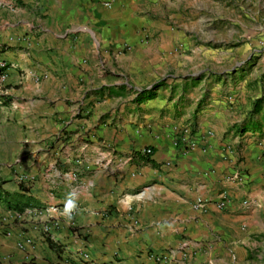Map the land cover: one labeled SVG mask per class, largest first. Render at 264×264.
<instances>
[{"label":"crops","instance_id":"0c3cea01","mask_svg":"<svg viewBox=\"0 0 264 264\" xmlns=\"http://www.w3.org/2000/svg\"><path fill=\"white\" fill-rule=\"evenodd\" d=\"M174 6L0 0V264H157L169 249L168 264H264L256 97L214 45L218 16ZM201 37L213 47L190 50ZM27 207L37 215L13 220Z\"/></svg>","mask_w":264,"mask_h":264},{"label":"rangeland","instance_id":"374dc122","mask_svg":"<svg viewBox=\"0 0 264 264\" xmlns=\"http://www.w3.org/2000/svg\"><path fill=\"white\" fill-rule=\"evenodd\" d=\"M171 1L175 4V10L181 12L183 9L186 10L187 13L183 12L182 14L189 17L191 21H195L199 16L205 14L206 18L212 19L207 22L209 24L215 22V18L218 16V32L223 35L224 41L221 45H218L219 43L214 45L220 50L229 48L233 51L234 59L232 60L231 72L234 75L238 72L234 87L242 85L240 81L248 77L246 83L248 98L253 95L256 97L252 101V108L249 110L250 123L248 128L250 130L264 129V0ZM202 38L191 41L190 50L196 49L199 44L213 47L211 41H203ZM207 72H196L194 75H189L188 78L191 77L193 81L194 79H201L206 76ZM165 80L167 79L165 78L161 82H165ZM259 80H261V87L258 86ZM3 87L0 86V88ZM259 93L260 95H257Z\"/></svg>","mask_w":264,"mask_h":264},{"label":"built area","instance_id":"2783aa9c","mask_svg":"<svg viewBox=\"0 0 264 264\" xmlns=\"http://www.w3.org/2000/svg\"><path fill=\"white\" fill-rule=\"evenodd\" d=\"M8 69L9 68H8L6 62L0 60V86H4L8 80V77H9V70ZM180 138L184 142L185 147L193 148L196 145L189 129L183 130L182 135L179 137V139ZM145 152L152 153L151 147H147L145 149ZM241 174H242L241 172H235V174H234L235 179L242 181L243 176ZM227 199H228L227 193L225 191L222 192L221 196H220V200L218 201V206L221 208H224L226 205ZM205 204H206V200L204 198L200 197L197 199L195 206L199 207V208L200 207L204 208ZM51 209L57 210V207L52 206ZM38 210L39 209H37V208L27 207L22 212H19V211L16 212L14 214L13 220H22L27 216H31V217L36 216L38 213ZM78 213H79V207L76 205H73V207L70 210L66 211V214L71 218H75L78 215ZM43 229L45 230V232L47 234L52 235V230H53L52 226L44 225ZM6 234L11 235V231L7 230ZM174 254H175L174 249H169L165 253L153 251L151 254V257L154 259V261L157 264H168L171 261V257Z\"/></svg>","mask_w":264,"mask_h":264},{"label":"clouds","instance_id":"9594fccd","mask_svg":"<svg viewBox=\"0 0 264 264\" xmlns=\"http://www.w3.org/2000/svg\"><path fill=\"white\" fill-rule=\"evenodd\" d=\"M73 207L72 201H69L67 206H66V211L70 210Z\"/></svg>","mask_w":264,"mask_h":264},{"label":"trees","instance_id":"16d2710c","mask_svg":"<svg viewBox=\"0 0 264 264\" xmlns=\"http://www.w3.org/2000/svg\"><path fill=\"white\" fill-rule=\"evenodd\" d=\"M179 140H180V141H182V140H181V138H180ZM182 143L184 144V142H183V141H182ZM183 144H182V145H183ZM182 145H181V146H182ZM183 146H185V144H184ZM24 209H25V208H24ZM24 209H23V210H24ZM21 211H22V210H21Z\"/></svg>","mask_w":264,"mask_h":264}]
</instances>
